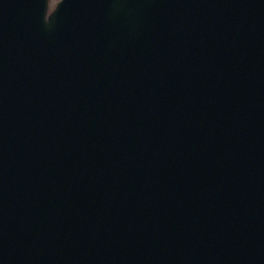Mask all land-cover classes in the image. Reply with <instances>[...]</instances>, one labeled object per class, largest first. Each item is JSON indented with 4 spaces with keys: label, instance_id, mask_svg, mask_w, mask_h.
I'll use <instances>...</instances> for the list:
<instances>
[{
    "label": "water",
    "instance_id": "1",
    "mask_svg": "<svg viewBox=\"0 0 264 264\" xmlns=\"http://www.w3.org/2000/svg\"><path fill=\"white\" fill-rule=\"evenodd\" d=\"M0 264H264V0H0Z\"/></svg>",
    "mask_w": 264,
    "mask_h": 264
},
{
    "label": "rangeland",
    "instance_id": "2",
    "mask_svg": "<svg viewBox=\"0 0 264 264\" xmlns=\"http://www.w3.org/2000/svg\"><path fill=\"white\" fill-rule=\"evenodd\" d=\"M59 1L60 0H50V12L55 9V7Z\"/></svg>",
    "mask_w": 264,
    "mask_h": 264
}]
</instances>
